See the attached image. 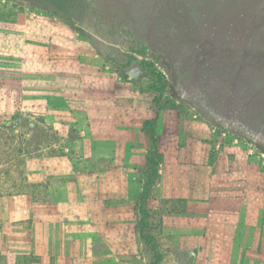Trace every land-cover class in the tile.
I'll list each match as a JSON object with an SVG mask.
<instances>
[{
    "label": "crops",
    "instance_id": "0c3cea01",
    "mask_svg": "<svg viewBox=\"0 0 264 264\" xmlns=\"http://www.w3.org/2000/svg\"><path fill=\"white\" fill-rule=\"evenodd\" d=\"M3 27L0 112L17 121L21 108L40 135L23 164L28 190L12 183L0 197V264H154L137 208L151 148L143 124L157 110L150 92L88 52L63 74L61 35L45 52L44 36ZM189 123L162 110L156 125L147 207L157 264H264V161Z\"/></svg>",
    "mask_w": 264,
    "mask_h": 264
},
{
    "label": "rangeland",
    "instance_id": "374dc122",
    "mask_svg": "<svg viewBox=\"0 0 264 264\" xmlns=\"http://www.w3.org/2000/svg\"><path fill=\"white\" fill-rule=\"evenodd\" d=\"M0 26L44 36L45 52L46 38L61 35L63 74L88 52L94 66L152 100L155 79L141 62L153 64L168 81L165 113L191 126L206 122L221 144L235 142L264 161V0H0ZM8 109L0 112V197L12 183L14 192L28 190L23 164L40 135L37 123L20 121L21 108L7 122Z\"/></svg>",
    "mask_w": 264,
    "mask_h": 264
},
{
    "label": "trees",
    "instance_id": "16d2710c",
    "mask_svg": "<svg viewBox=\"0 0 264 264\" xmlns=\"http://www.w3.org/2000/svg\"><path fill=\"white\" fill-rule=\"evenodd\" d=\"M141 66L143 69L148 71L155 79V83H153V86H151L150 91L156 93V96L153 99V103L157 110L153 119L147 120L143 124V132H146L151 139V148L147 156V171L144 189L142 195L137 201V208L141 214V220L139 222L141 237L146 241V243L150 246L151 250L154 252L156 258L154 264H157L160 259V256L156 251V244L154 242V238L149 234L148 231L145 232V230L148 229V199L151 196L153 187L158 179L157 168L159 165L160 153L158 150L156 125L158 122L160 111L168 108L167 104H162L163 93L167 89L168 81L166 80L164 74L160 72L153 64L148 63L146 61H142ZM158 85H160V87H158Z\"/></svg>",
    "mask_w": 264,
    "mask_h": 264
},
{
    "label": "built area",
    "instance_id": "2783aa9c",
    "mask_svg": "<svg viewBox=\"0 0 264 264\" xmlns=\"http://www.w3.org/2000/svg\"><path fill=\"white\" fill-rule=\"evenodd\" d=\"M227 134L226 133H222V137L226 138Z\"/></svg>",
    "mask_w": 264,
    "mask_h": 264
}]
</instances>
